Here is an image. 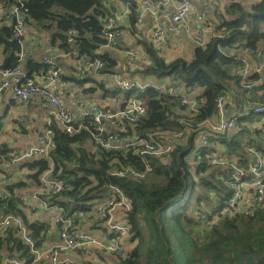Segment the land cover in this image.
Returning <instances> with one entry per match:
<instances>
[{"label":"trees","instance_id":"1","mask_svg":"<svg viewBox=\"0 0 264 264\" xmlns=\"http://www.w3.org/2000/svg\"><path fill=\"white\" fill-rule=\"evenodd\" d=\"M103 1L30 0L27 25L32 29L40 28L43 35H49L50 43L65 53L78 52L82 58L103 60L105 68L101 73H108L117 62L107 53H98L106 44L104 21L111 15ZM118 1L129 7L130 23L135 25L142 0ZM226 1L224 12L216 9L215 16L218 32L228 34L211 39L205 47H197L191 60L176 58L168 62L153 44H144L150 64L141 74L159 80L170 79L187 89L196 88L190 97L193 96L199 106L198 113H187L181 105V94L170 95L152 86L143 92L125 93V103L134 96L145 105L146 116L134 125L129 124L130 136H121L147 138L155 132L179 131L189 134L169 157L148 156L146 161L151 172L146 173V162L134 151L105 150L94 144L87 132L69 135L56 124L52 126L53 148L49 158L34 155L22 162L31 172L29 178L36 183L48 173L52 178L69 182L71 190L50 200L62 210L63 218L80 217L94 210L96 202L106 199L113 188L125 194L132 205L126 216L129 242L135 246L127 250L123 243L124 253L114 255L115 261L111 264H264V206L253 214L220 218L215 223L212 218L206 221L200 218L202 212L208 216L216 214L219 204L232 196L227 182L234 169L243 170L245 180L252 179L249 170L253 152L263 155L261 146L238 140L236 132L229 135L230 141H225V154L240 158L238 163L226 160L224 164L212 165L211 155L215 151L209 146H203L199 155L189 159L195 150V136L203 132L200 125L217 112L218 97L226 98L235 87L247 102L264 103V97H257V87H253L264 79V75L260 72L251 75L246 81L249 88H245L240 77L234 75L238 64L233 57L244 52L255 54L262 48L264 0L250 5L241 0ZM70 32H74L72 42H69ZM0 48L4 59L8 58L7 68L13 67L20 50L19 38L13 28L4 24H0ZM27 68L33 76L41 70L46 71L48 66L31 59ZM258 68L264 72V66ZM258 88H264V82ZM259 117L253 113L246 118L238 117L237 127L244 130L243 123L257 122ZM182 119L190 121L191 127L183 125ZM9 152L5 145L0 147V160L1 157L4 160L12 158ZM118 171L125 174L134 171L145 177L115 175ZM24 185L20 182L2 189L6 199L0 198V220L6 213L19 216L35 241L36 249H40L50 226L42 221H31L25 214L26 205L16 195ZM56 226L60 234L61 227ZM108 234L111 238L105 240L107 242L114 238ZM8 258H19L23 264H33L35 259L30 246L23 242L20 231L15 228L0 230V264Z\"/></svg>","mask_w":264,"mask_h":264},{"label":"built area","instance_id":"2","mask_svg":"<svg viewBox=\"0 0 264 264\" xmlns=\"http://www.w3.org/2000/svg\"><path fill=\"white\" fill-rule=\"evenodd\" d=\"M29 1L0 0V22L13 28L16 36L19 38L20 44L15 65L5 70L0 67V97L6 89H11L20 104L29 103L34 98H39L51 104L53 112L51 117L46 121L45 127L37 136L39 145L26 154L16 156L12 160L14 164L22 163L34 155L49 158V154L53 148L54 133L52 126L54 124L69 135L87 132L94 144L105 150L112 152L134 151L135 154L144 160V163L146 162V173L151 172V167L146 161L148 156L160 159L167 158L174 152L178 144L186 141L187 134L184 131L174 133L155 132L147 138H126L119 134L113 135L107 130L105 125V121L111 116L101 105L86 102L80 91H76L72 95V102L78 108L82 117L81 119L76 118L59 97L57 89L53 86L54 84L63 86L65 83L61 78L59 70L55 69L53 57L45 56L43 58V63L53 68L49 74L41 70L33 76L29 75L27 62L37 48L36 42L30 44L26 42ZM103 3L107 6V0H104ZM171 3V0H158L154 4L155 7L151 8L153 4L150 1L142 0L140 2L137 12V22L140 23L147 14L154 16L155 25L151 31V41L155 47L160 46L170 34L188 28V18L193 9V1L180 0L174 12L162 15L160 9ZM201 10L203 15L208 11L205 5L202 6ZM120 18L118 14H111L106 17L103 30L106 44L99 48L98 53L114 47L123 40L124 31L118 26ZM208 32L207 29H203L192 35L197 46L205 47L207 45L209 42L207 40ZM73 34L74 32H70L69 42H72ZM227 34L228 32L225 34H215L212 39L223 38ZM248 54L252 56L258 66H264V49L260 48L255 54L249 52ZM71 55L78 61L76 69L79 72L83 70L101 72L105 68V62L101 59L82 58L78 52H73ZM233 57L236 64H238V67L234 70V75L240 77L242 86L249 88L246 81L251 76L250 67L244 64L241 57ZM82 59L85 60L83 66L81 64ZM114 84L116 89L123 93L133 90L143 92L146 89L145 87L138 86L133 80L120 76L114 78ZM160 89L174 96L181 94V105L185 110L190 114L198 113L199 106L197 101L190 99V94L195 92L196 88L187 89L182 84H175L171 87H162ZM224 100L225 98L220 96L216 101L217 112L215 116H217L218 121H205L200 125L206 128V132L202 138L204 145L208 144L212 135H222L235 130L237 127L238 117H225ZM248 103L251 106L253 114L264 116V103ZM119 115L128 124L134 125L146 116V107L140 100L132 96L126 101ZM181 123L187 127H191V123L187 119H182ZM211 164L218 165L220 164V160L217 157H212ZM249 172L253 177L250 180H245V172L240 169H234L231 179L227 182L232 189V196L227 198L222 204H219V211L213 216H208L206 212H202L200 214L202 221L212 218V223H215L220 218L234 217L242 213L253 214L264 206V157L261 153L253 152ZM114 174L119 176L145 177V174H139L134 171H130L127 174L118 171ZM42 182L44 188L33 194L30 198L23 195L19 196L20 202L29 204L31 212H35L37 209L48 210L51 207H55L50 203V200L71 190V186L66 180L43 176ZM2 184L5 186L6 181L4 180ZM245 190L250 191L248 196ZM5 197V192L0 190V198L6 199ZM117 209L122 212L126 219L127 214L132 210V205L121 190L113 188L106 199L95 204L93 210L96 220L110 234L114 235V238L109 242L95 238L89 233L79 232L77 229L80 225V217L77 215L69 218H63V216L56 218L54 224L60 225L61 232L56 244L48 252L49 264H65L66 261L61 260V256L77 250L82 251V258L79 261L69 260V264H92L94 261L97 264H101L102 254L97 253L96 250L114 255H122L124 253L123 240L129 235L130 228L127 224V219L124 221L116 219L114 212ZM7 228H15L20 231L23 242L30 246L35 256L33 264H38L42 259H46V251L42 253L39 249H36L35 241L19 216L11 213L4 214L0 220V230ZM3 264H23V262L19 258H8Z\"/></svg>","mask_w":264,"mask_h":264},{"label":"crops","instance_id":"3","mask_svg":"<svg viewBox=\"0 0 264 264\" xmlns=\"http://www.w3.org/2000/svg\"><path fill=\"white\" fill-rule=\"evenodd\" d=\"M193 9L189 14L188 28L181 29L176 33L170 34V36L160 45L154 46L158 51L159 55L166 61L170 62L176 58H184L191 60L193 57L194 50L199 47L195 43L192 35L198 33L200 30L207 29L208 35L207 40L210 41L215 34L218 32L219 23L216 19V9L221 8V12H224V5L226 0H192ZM246 2L247 5L260 2L261 0H241ZM171 4L160 9L162 15L166 13H172L179 4L180 0H171ZM206 6L208 11L205 15L202 13V6ZM111 14L120 15L118 26L124 31L123 40L116 44L114 47L103 50L102 53H107L111 58L116 60V67L108 73L94 72L83 70L77 71L76 67L78 61L68 53H65L58 47H54L49 40V35L46 34V41L42 40V32L37 29L28 27L26 29V42L28 44L36 42V50L29 60H35L37 62H43V58L53 57L55 60V69H58L62 80L65 82L63 86L54 84L53 86L57 89L59 97L64 101L65 105L76 118L81 119V114L78 108L72 102V95L76 91H80L83 99L88 103H97L103 107V109L111 116L105 121L107 130L110 133H116L119 135L130 136L129 124L125 122L119 115L125 104V93L116 89L114 84V78L120 76L122 78L133 80L138 86L148 88L150 86L162 88L171 87L175 85L170 79L159 80L154 76H144L141 71L144 70L149 64L150 59L148 58L147 51L145 49V42L153 44L151 41V31L155 25V18L152 14H147L143 17L142 21L136 22L135 25L130 23V9L121 1L118 0H107L106 6ZM154 4L151 8H154ZM264 49V44L262 45ZM2 52V51H1ZM231 54H234L232 52ZM244 64L250 67L251 75L256 72H260L264 75L263 71H259L256 61L252 58L248 52L239 54ZM4 61V57L0 54V66ZM85 60H81L82 66ZM53 70L52 67L48 66L45 71L46 74ZM264 82V79L253 87H257L255 95L259 98L264 97V88L260 87ZM178 84V83H177ZM102 85V86H101ZM193 99V96L190 97ZM226 104L224 105L225 117H248L251 112V106L244 99V95L240 90L235 87L231 88L229 95L225 98ZM258 103H261L260 101ZM53 112V106L44 100L34 98L29 103L20 104L12 92L11 89H6L0 97V147L4 145L10 150L9 155L12 158L4 160L1 157L0 160V190L11 186L16 183L24 182L25 185L16 191L18 196H26L30 198L36 192H39L44 188L42 177H51V173L43 175L38 183L33 179L29 178L31 172L23 166V163L12 162L13 158L21 154L30 152L34 147L38 146L37 141L38 134L45 127L46 121L51 117ZM187 112V111H186ZM180 113L183 114V110L180 109ZM188 113V112H187ZM260 116V115H259ZM262 117V118H260ZM257 122H245L243 123L244 130L237 127L239 131L232 130L222 135H212L207 145L203 144L202 138L206 132V128L202 125L200 130L203 132L198 133L195 136V150L190 155L189 159L199 155L198 151L203 146H209L215 151L211 157H217L221 163L228 160L235 164L238 163L240 158L236 156H227L225 154V141H230L232 138L230 134L237 132V138L243 142H249L253 146L260 145L264 155V116H260ZM207 121H218L217 116H213ZM127 124V125H126ZM248 130V131H247ZM261 132V134H260ZM188 139L189 134L186 132ZM90 149H94L90 146ZM8 155V156H9ZM264 157V156H263ZM164 162L167 160H163ZM224 164V163H223ZM219 165V164H218ZM225 167V166H222ZM8 172V174H7ZM6 181V185L3 186L2 182ZM246 195L250 191L245 190ZM101 202V201H100ZM97 203V202H96ZM99 203V202H98ZM26 208L24 212L31 221H42L48 223L50 230L48 237L44 242L43 246L39 249L42 253L46 251V259H42L38 264H49L48 252L52 246L56 244L59 229L54 225V220L58 217H62V210L55 207H51L48 210L37 209L35 212L29 210V204L25 203ZM114 215L117 220H125L122 212L116 210ZM80 225L78 231L81 233H89L93 237L107 240L110 239V235L104 229V226L100 224L96 218L94 211L91 210L88 213L81 214ZM124 240V246L127 250L132 249V244L126 245ZM111 245V244H110ZM97 253L102 254V263L111 264L115 261L114 254L96 250ZM104 257V259H103ZM82 258V251L77 250L75 252L65 253L61 256V260H65V264H69V260L79 261ZM92 264H97L95 261Z\"/></svg>","mask_w":264,"mask_h":264},{"label":"rangeland","instance_id":"4","mask_svg":"<svg viewBox=\"0 0 264 264\" xmlns=\"http://www.w3.org/2000/svg\"><path fill=\"white\" fill-rule=\"evenodd\" d=\"M224 7H225V5H224ZM217 9H220L221 10V8L220 7H217ZM0 24H1V22H0ZM40 28H38L37 30H36V32H38V30H39ZM43 36H45L42 40H44V41H46V34L45 35H43ZM1 51H2V49L0 48V54H1ZM190 161H191V158H190ZM7 174H8V172H7ZM117 210H119V209H117ZM118 221H121V220H118ZM81 222V221H80ZM129 237H130V234L124 239L125 241H126V245H129V244H132V248L135 246V243H132V242H129ZM124 240H123V243H124Z\"/></svg>","mask_w":264,"mask_h":264},{"label":"water","instance_id":"5","mask_svg":"<svg viewBox=\"0 0 264 264\" xmlns=\"http://www.w3.org/2000/svg\"><path fill=\"white\" fill-rule=\"evenodd\" d=\"M7 61H8V58L6 57V58L4 59L3 64L1 65V69L5 70V69L7 68ZM223 103L226 104V101L224 100Z\"/></svg>","mask_w":264,"mask_h":264}]
</instances>
